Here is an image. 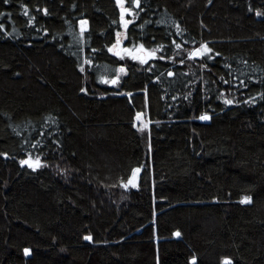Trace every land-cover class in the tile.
<instances>
[{
  "label": "trees",
  "instance_id": "trees-1",
  "mask_svg": "<svg viewBox=\"0 0 264 264\" xmlns=\"http://www.w3.org/2000/svg\"><path fill=\"white\" fill-rule=\"evenodd\" d=\"M124 2L0 0V264H264V0Z\"/></svg>",
  "mask_w": 264,
  "mask_h": 264
},
{
  "label": "rangeland",
  "instance_id": "rangeland-1",
  "mask_svg": "<svg viewBox=\"0 0 264 264\" xmlns=\"http://www.w3.org/2000/svg\"><path fill=\"white\" fill-rule=\"evenodd\" d=\"M116 1H117L118 6L124 7L125 9H127V11H125V13H124L125 20H127V22L132 21V19L134 17V13L129 8H127L125 6L124 0H120L119 3H118V0H116ZM82 22H85V23L82 24ZM86 23L87 22L85 20L79 21L80 31H83L84 29L87 28ZM123 42H124V37L122 35H120L118 37V42L114 46L111 47V52L116 53L117 56H120L122 58L124 57V58H128L130 60L136 61L139 64H145L148 60L158 57V50L157 49H146L141 45L126 46V45H124ZM202 45H206V44L203 43V44L195 47L194 49H192L189 52L188 56L190 58H198L202 54L207 53V52H204ZM197 50H199L200 54L199 55H193V53H196ZM140 54L142 55V58H139ZM121 69H123V71H120ZM125 72H126V69L124 67H120L118 69V72H117V77L118 76L121 77L123 74H125ZM108 81H110V80H108ZM139 114H140L139 120L137 119V115L134 118V127L137 129L140 136L142 138H144V141L148 145L149 144L150 121L148 120L146 113L140 112ZM32 161L35 162V166H37V161H38L39 165L42 163L40 158H35Z\"/></svg>",
  "mask_w": 264,
  "mask_h": 264
},
{
  "label": "snow or ice",
  "instance_id": "snow-or-ice-1",
  "mask_svg": "<svg viewBox=\"0 0 264 264\" xmlns=\"http://www.w3.org/2000/svg\"><path fill=\"white\" fill-rule=\"evenodd\" d=\"M120 2V0H118V3ZM124 11H127V9H124ZM257 15H260V13H257ZM83 23H85V22H82V24ZM177 47H179V45H177ZM202 48H203V50H204V52H210L211 51V49H209V48H207V46L206 45H202ZM200 54V52H199V50H197V52L196 53H193V55H199ZM120 71H123V69H121ZM106 83H116V81L115 80H112V81H105ZM226 103H232V101H226ZM209 117L207 116V115H204V116H201L200 117V119L201 120H206V119H208ZM137 119L139 120L140 119V114L138 113L137 114ZM22 163H28V161H22ZM37 166H39V164H38V161H37ZM140 171V169H136V170H134V176H135V173H137V172H139ZM129 183L130 184H133V180H130L129 181ZM125 187H127L128 185H124ZM133 186H134V184H133ZM249 202H251L250 201V198L249 197H245L242 201H241V203H249ZM176 235L177 236H179L180 234L179 233H176ZM85 239H91V237H85ZM27 252H28V250L26 249L25 250V253L27 254ZM193 264H195V261H193ZM225 264H230V262H225Z\"/></svg>",
  "mask_w": 264,
  "mask_h": 264
},
{
  "label": "water",
  "instance_id": "water-1",
  "mask_svg": "<svg viewBox=\"0 0 264 264\" xmlns=\"http://www.w3.org/2000/svg\"><path fill=\"white\" fill-rule=\"evenodd\" d=\"M135 6H136V2H135ZM119 10H120V15H121V20L125 23L124 7H120ZM139 58H142V55L141 54L139 55ZM135 174H137V173H135Z\"/></svg>",
  "mask_w": 264,
  "mask_h": 264
}]
</instances>
